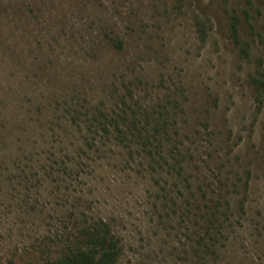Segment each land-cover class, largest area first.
<instances>
[{"label":"rangeland","instance_id":"obj_1","mask_svg":"<svg viewBox=\"0 0 264 264\" xmlns=\"http://www.w3.org/2000/svg\"><path fill=\"white\" fill-rule=\"evenodd\" d=\"M8 3L0 57L11 81L45 89L51 78L92 110L115 109L118 93L144 107L173 96L184 156L171 155L175 145L132 154L113 138L91 148L71 117L16 123L19 110L0 103L1 264L57 260L101 223L120 241L118 264H264V89L252 82L264 83V0ZM21 8L37 12L31 25ZM234 16L250 57L232 39Z\"/></svg>","mask_w":264,"mask_h":264},{"label":"trees","instance_id":"obj_2","mask_svg":"<svg viewBox=\"0 0 264 264\" xmlns=\"http://www.w3.org/2000/svg\"><path fill=\"white\" fill-rule=\"evenodd\" d=\"M8 1L0 0V8L7 6L12 8L13 6ZM30 5L27 1L25 2L26 7H30ZM21 9L20 15L30 24L31 19H33L32 15H36L37 12L31 10V8L29 9L30 11H23L24 8ZM29 15H31V19ZM9 17L8 11L0 13L1 28H5L3 27L4 21L8 22ZM15 17L20 18V16ZM42 17L44 18L43 14ZM231 21L230 31L235 45L240 48L245 56L250 57V47L248 44L241 42L239 18L234 16ZM1 33L5 36L7 31L2 30ZM202 34L206 35V32L202 31ZM3 36H0V41L4 38ZM114 46L117 53L123 52L126 48L125 41L121 38L114 42ZM23 62L27 66V61L23 59ZM48 67L43 66L40 68V71L45 74L50 70ZM9 68H11L9 62L5 58L0 57V103L4 111L14 112V110H19L17 113H13V120L16 123L24 121L29 125L31 124L30 122L34 121V117L40 121H44V119L50 117L56 120L57 115L59 118L62 116L60 118L62 120L71 117L75 120L73 124L81 133H87L88 136L93 137L91 148H97L99 144L97 138L101 139L104 144L108 141L111 142L113 138L118 144V147L131 150L132 154L138 153L139 155H145L151 158L155 154L153 153L154 150L163 152L168 147L171 149V145H175L171 155L174 156L176 154V158L184 156V153L181 151L183 144L179 140L181 138L180 133L174 132V129H177V125L170 123V121L178 117L177 110L180 108L177 100L173 96H169L166 100L167 102L164 104L144 107L138 104V101H135L134 92L130 98L118 93L116 94L118 96V102L115 109L106 111L103 107L92 110L83 107L80 99L67 102V96L61 95L62 91H59L57 88V84L59 83H55L51 78L46 79H48L47 82L52 85V88L46 87L45 89H40L43 83L41 84L37 78L23 77V79H18V81H11L8 78L9 76H7ZM252 82L259 91L264 89V83L259 80L254 79ZM78 95L81 96L82 93ZM129 99L132 102L134 101V103L131 104ZM85 101L87 100L85 99ZM49 104L59 108V110L57 109V114L55 111L47 112ZM60 109L63 110L60 111ZM23 111L24 113H21ZM8 115L12 117V113ZM4 121L7 122L6 117ZM76 128L73 127V129ZM177 130L179 131V129ZM178 162L183 163L181 161ZM205 209L204 216H201V220L204 222L203 225L206 224L207 227L211 228L216 221V215L214 214L215 208L212 210L206 206ZM199 211L203 212V209L200 208ZM207 231L210 230L207 228ZM204 235L207 236V234ZM81 238L74 247L69 248L57 260H49L39 264L119 263L122 247L120 241L108 225L101 223L98 226L90 228ZM202 240L206 243V238H202ZM215 249L216 244H206V253H209V255L210 251L211 256L216 255L217 252Z\"/></svg>","mask_w":264,"mask_h":264}]
</instances>
